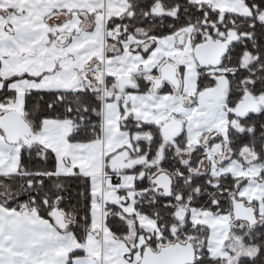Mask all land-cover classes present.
<instances>
[{
	"label": "snow or ice",
	"instance_id": "obj_1",
	"mask_svg": "<svg viewBox=\"0 0 264 264\" xmlns=\"http://www.w3.org/2000/svg\"><path fill=\"white\" fill-rule=\"evenodd\" d=\"M0 264H264V0H0Z\"/></svg>",
	"mask_w": 264,
	"mask_h": 264
}]
</instances>
